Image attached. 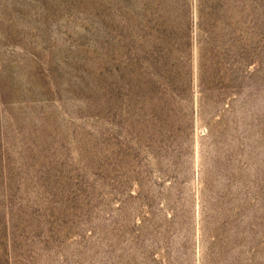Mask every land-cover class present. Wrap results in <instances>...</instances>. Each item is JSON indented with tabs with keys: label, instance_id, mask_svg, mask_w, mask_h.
<instances>
[{
	"label": "rangeland",
	"instance_id": "rangeland-1",
	"mask_svg": "<svg viewBox=\"0 0 264 264\" xmlns=\"http://www.w3.org/2000/svg\"><path fill=\"white\" fill-rule=\"evenodd\" d=\"M0 264H264V0H0Z\"/></svg>",
	"mask_w": 264,
	"mask_h": 264
}]
</instances>
